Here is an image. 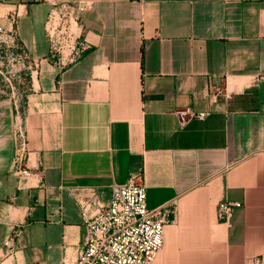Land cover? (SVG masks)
<instances>
[{"label": "crops", "instance_id": "crops-1", "mask_svg": "<svg viewBox=\"0 0 264 264\" xmlns=\"http://www.w3.org/2000/svg\"><path fill=\"white\" fill-rule=\"evenodd\" d=\"M60 7L90 46L61 70L44 34ZM5 10L35 70L18 102L32 172L20 186L14 101L0 98V264H74L83 216L138 167L147 208L173 210L153 264H264V0H6ZM185 110L195 116L181 123ZM221 202L236 204L227 222Z\"/></svg>", "mask_w": 264, "mask_h": 264}, {"label": "built area", "instance_id": "built-area-1", "mask_svg": "<svg viewBox=\"0 0 264 264\" xmlns=\"http://www.w3.org/2000/svg\"><path fill=\"white\" fill-rule=\"evenodd\" d=\"M44 34L49 47L47 59L59 70L90 49L83 39L81 19L64 7L48 13ZM14 108L11 169L18 177L17 186H20L32 172L27 167V136L17 101H14ZM177 115L181 123L195 116L190 110L177 112ZM235 205L219 203L217 218L227 222ZM172 214L170 204L147 208L142 168L132 170L124 184L111 188L110 200L105 207L91 216H83L86 235L78 247L74 264H153L163 245L164 226L171 221Z\"/></svg>", "mask_w": 264, "mask_h": 264}, {"label": "rangeland", "instance_id": "rangeland-1", "mask_svg": "<svg viewBox=\"0 0 264 264\" xmlns=\"http://www.w3.org/2000/svg\"><path fill=\"white\" fill-rule=\"evenodd\" d=\"M5 1L0 0V98L24 102L35 65L13 31H7Z\"/></svg>", "mask_w": 264, "mask_h": 264}]
</instances>
